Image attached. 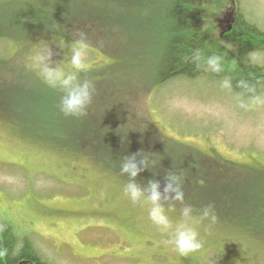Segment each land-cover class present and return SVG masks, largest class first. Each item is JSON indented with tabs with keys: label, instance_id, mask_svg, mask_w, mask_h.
<instances>
[{
	"label": "rangeland",
	"instance_id": "1",
	"mask_svg": "<svg viewBox=\"0 0 264 264\" xmlns=\"http://www.w3.org/2000/svg\"><path fill=\"white\" fill-rule=\"evenodd\" d=\"M51 2L55 3L52 7L46 0H0V40L23 32L19 40L27 42L28 48L18 55L15 44L7 49L0 43V95L5 93L0 109H18L14 102L35 89V96L43 99L46 84L41 57L52 49L54 61L61 63L70 55L67 45L80 38L81 32L90 65L81 78L94 82L99 98L97 102L93 98L80 123L79 118L59 111L60 94L46 97L50 121L44 119L46 124L38 125L35 118L29 126L34 129L33 137L65 140L58 149L39 144L18 130L26 114L20 112L15 125L0 112V216L28 235L50 264H264V104L240 108L238 91L222 89L223 78L208 73L158 83L153 73L160 46L157 33L132 35L121 28L131 22L124 25L112 18L115 9L89 10L90 5L80 14V26L71 24V33L61 36L56 32L70 18L61 15L64 0ZM207 5L205 31L212 54L228 51L232 46L228 36L237 34L242 17L264 30V0H211ZM47 7L52 17L63 19H56L49 32L36 25L48 19ZM142 13L141 18L153 26L160 24V18L147 7ZM96 19L102 24L92 26ZM142 27L136 32H146ZM28 28L33 31L31 36H26ZM61 38L66 42L63 50L54 45ZM257 38L260 47L251 56L264 65V36ZM28 75L27 82L40 77L44 85L25 84ZM261 82L257 92L264 94V79ZM106 102L111 114L100 111ZM28 107L34 110L36 106ZM98 116L99 123L95 122ZM104 124L110 127L111 137L102 133L98 143L85 145L94 151L66 140L79 139L78 128L85 132L91 125L97 132ZM61 126L68 127V132ZM180 146L203 153L199 176L196 167L191 168L195 152L190 155ZM140 150L152 152L158 163L141 172L138 183H145V174L151 173L163 188L167 170L183 172L185 202L196 210L208 203L215 205L218 222L198 227L203 241L199 252L188 257L173 252L147 220L146 211L124 197L127 179L119 166L125 155ZM209 172L211 180L205 181L203 176ZM176 207L170 213L174 220L181 206Z\"/></svg>",
	"mask_w": 264,
	"mask_h": 264
},
{
	"label": "trees",
	"instance_id": "2",
	"mask_svg": "<svg viewBox=\"0 0 264 264\" xmlns=\"http://www.w3.org/2000/svg\"><path fill=\"white\" fill-rule=\"evenodd\" d=\"M46 1L47 3L50 2L51 7L55 4L52 3L51 0H46ZM64 2L65 3H63L62 4L63 6L61 7L62 8L61 15L65 14L64 18L65 17L70 18V23H63L62 25H60L59 28L62 29H59L56 32V34L59 33L61 36H65L66 32L71 33V29L73 28V25L80 26L79 19H82L80 17V14H82L83 12L86 13L88 11L86 9L88 6L91 5V8L89 10H92V7H94L95 9H99L100 11L105 10L104 9L105 6H109V8L112 9L113 12L115 9L114 12L115 16H112V18L115 17L117 19V22L119 23L124 22V25L126 21L128 23L131 22L128 24V26H124V27L120 26L123 30L127 29L131 34L135 32V35L137 34V36H140V34L143 35L145 33L146 35L150 36V33H153L152 31H154L160 36L158 40L160 46L158 47V50L155 54L158 57L157 59L158 61L156 62L153 68V73L155 74L156 72L155 76L157 78L158 83H163L165 82L166 79H170L176 76L195 77L198 75L205 74V72H203L202 70L200 71L195 70L194 65L190 62L189 58L192 52L197 48L201 49L205 55L212 54V51H210L211 44L209 45V36L205 31L206 29L205 18H206V11L208 9L207 4L210 3L211 0H115V1L64 0ZM144 7L145 8L147 7V9L150 10V12L152 11L155 17L160 18L159 19L160 24H157L158 26H160L159 28L158 26H153V23H149L145 19H142L143 18L142 15L144 14L142 13V10ZM38 9H42L40 4ZM45 9H48L47 12H49L48 19L44 18V21H39L36 23V25L40 27L42 26V28L47 29L49 32V30L54 26L53 23L55 22L56 19L60 20L61 22L63 21V19L58 16L52 17L51 15L53 14V11H51V9L49 10L48 7ZM239 20L243 23V25L239 28L237 34H231L228 36V38H230L229 41L232 46L228 49L226 53L215 52L225 56V61H224L225 71L220 74H214V73H208V74L215 75V77L217 78H224L225 76L232 77L234 89H236L238 92L241 90L235 87L237 79H246L254 84L257 81H259V85L257 87V91H258L261 89L262 80H258L256 78L254 79V77L259 75L261 67L258 66V62L255 61V59L251 55L252 53H254L255 49L260 47L259 43L256 42L259 41V39L258 38L256 39V37H258L259 35L264 36V30L260 29L253 22L247 21L246 23V20L243 19V17L242 19ZM133 21H136L137 23H134ZM92 22H94L92 23V26H98L101 25L103 21H99L98 19H96V20H92ZM143 23L144 25H146V27H144ZM137 27H142L146 32H144L143 30L140 32L138 31L136 32ZM28 29L30 33H26V36H31L33 34V31L30 28ZM20 34L21 35L17 37H14V35H7L3 37L2 40H0V43L2 42L3 43L2 45L4 47L6 46L7 49L13 43L19 49L17 51L18 55L20 53H24L28 50L26 44L27 42L19 40L21 39L19 37H22L23 32H21ZM252 35L255 36V38ZM214 44L216 43L214 42ZM233 63L235 64L234 68L231 67ZM34 72L36 71L34 70ZM28 78L29 75L24 78V82L27 85H32V84H34V86H36V84L40 86L44 85L43 82L38 81L39 79H41L40 77H38L37 79L35 77L34 80L32 79V81L27 82ZM25 94L26 95L20 96L23 97L20 101L14 102L17 103L16 106L18 109L1 108L0 112L4 114L6 118L11 119L15 125L18 124V121L21 119L22 113L26 114L28 118L26 119V121H23L21 124H19L18 130L22 133H26L30 135L31 140L39 144L49 145L51 147L54 146L56 147V149H58L59 147H61L60 145L61 143H63L62 141L65 140L60 139L58 137L55 138L33 137L32 132L34 131V129H32V127L29 126V124L35 118H37L38 120L37 123L38 125L46 124L44 119L45 120L50 119L49 117L51 116L48 115L52 114V112L46 114L49 111V109H47L45 105L48 100L45 102L44 100L49 95L56 96L59 95L60 93L53 89H50L46 85V88L43 91V99H41V96H35L36 89L34 92H25ZM4 95L5 93L4 94L2 93L0 95V99H2ZM28 98L32 100L30 101ZM93 98H94L93 101L97 102V99L99 98L98 90L95 91ZM35 99L36 100L41 99V100L40 102H36ZM42 103L44 104V106L42 105ZM29 104H31V107L33 104L36 106L34 107V110L32 108L31 110L29 109L28 107ZM108 104L109 103L106 102L100 107V111H102L103 114L104 113L111 114L107 111V108L109 106ZM44 107L46 110L44 109ZM100 117L98 116V118H95V122L97 123L101 122L102 119H100ZM79 119L81 123L82 118ZM65 123L66 125L68 124V122ZM104 125L105 127L98 129L97 132L92 129L91 125L86 129L85 132L81 130V128H78L76 133L79 135V139L74 138L73 136V138L66 140H72L74 144L80 143V145L84 149L94 151L90 147L85 145H90L91 143H93V141L95 144V142L98 141L102 133L104 137L107 136L111 137L110 127L106 124ZM61 128L68 132V127L64 128L61 126ZM180 147L188 150L190 155H193V152H195L196 155H193L195 156V158L191 164V168L193 169L196 167L195 175L199 176L200 174L199 171L200 172L202 171L201 168H199L198 164H199V160L204 157L203 153L200 154V149L198 148H195V150L194 149L190 150L184 146H180ZM104 152H106V150L98 153H104ZM197 152L198 155L199 154L201 155L198 158V161L195 160L197 157ZM189 153H187L186 155L188 160H190ZM116 155L119 156L118 153H116ZM179 159L181 161V157H179ZM182 161L185 162L187 160H182ZM181 166L182 164L179 165V168H181ZM203 177L205 178V181L208 179L211 180L210 172L207 174V176L204 175ZM137 178H140L139 175ZM143 179L145 180L144 182L147 183L146 181H148L149 179H156V176H152L151 173L145 174V177ZM200 183L203 184V180L199 181V184ZM21 231L22 230H18V228L15 227L13 223L9 222L8 220L0 216V264H50L36 250L30 237L26 234L20 233Z\"/></svg>",
	"mask_w": 264,
	"mask_h": 264
},
{
	"label": "clouds",
	"instance_id": "3",
	"mask_svg": "<svg viewBox=\"0 0 264 264\" xmlns=\"http://www.w3.org/2000/svg\"><path fill=\"white\" fill-rule=\"evenodd\" d=\"M206 30V29H205ZM78 39L68 44L70 55L61 63H56V54L49 49L47 55L41 57L43 63L42 77L44 83L60 93L59 111L65 116L81 118L88 114L96 91L91 79L81 78V73L89 70L88 45L85 33L81 32ZM56 48L63 50L66 46L64 38L54 42ZM190 62L197 71L220 74L225 71V56L219 53L205 55L197 48L191 56ZM232 68L235 64L231 65ZM259 81L255 84L246 79H237L235 87L241 91L236 93L238 106L248 110L264 104V94L257 92ZM220 87L229 91L234 90L233 78L225 76L220 81ZM247 96V100L244 97ZM139 157V159H137ZM157 159L152 152L140 150L125 155L120 165V174L127 177L123 185L124 197L134 206L143 208L147 213V220L163 237V243L181 257L199 252L203 241L198 231L200 225L207 223L208 227L218 222V215L213 203H208L199 210L185 202L183 191L184 174L167 170L161 190L158 179H149L147 183H138L137 177L145 169L152 170L157 166ZM154 173V172H153ZM155 174V173H154ZM178 218L173 219L170 213L177 211Z\"/></svg>",
	"mask_w": 264,
	"mask_h": 264
},
{
	"label": "flooded vegetation",
	"instance_id": "4",
	"mask_svg": "<svg viewBox=\"0 0 264 264\" xmlns=\"http://www.w3.org/2000/svg\"><path fill=\"white\" fill-rule=\"evenodd\" d=\"M259 66V65H258ZM255 79V78H254ZM257 79V78H256Z\"/></svg>",
	"mask_w": 264,
	"mask_h": 264
}]
</instances>
